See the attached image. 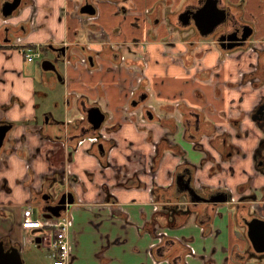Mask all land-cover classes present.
<instances>
[{"label": "crops", "instance_id": "obj_1", "mask_svg": "<svg viewBox=\"0 0 264 264\" xmlns=\"http://www.w3.org/2000/svg\"><path fill=\"white\" fill-rule=\"evenodd\" d=\"M195 1L24 0L7 19L0 11V44L9 45L1 40L7 30L9 36L18 33L23 50L38 48L53 58L49 46L69 48L65 62L58 64L62 81L10 47L0 55V120L13 125L0 151V240L20 250L21 242L32 243L41 229L22 224L42 218L40 207L37 218L27 210L35 215L29 206L47 188L53 195L70 191L75 197L70 209L75 213L72 236L78 241L70 264H264V255L246 254L250 244L243 219L251 212L238 201L255 194L264 218V173L253 158L262 134L251 118L264 101V76L243 81L264 70V0H222L253 30L245 47L226 53L213 39L178 28L176 13ZM86 4L94 6L93 16L80 12ZM88 57L92 63L84 62ZM38 81L51 90L61 87L67 112L62 121L49 113L48 127L38 118L37 98H48ZM142 89L144 105L154 107L152 121L141 107H129ZM82 97L84 105L96 103L108 115L105 126H117L104 134L114 143L105 165L93 141L80 137L83 114L77 101ZM193 113L203 131L197 130ZM42 114L44 119L48 113ZM181 114L188 118L186 127L180 126ZM223 134L239 150L229 158H221L209 143L215 138L220 146ZM163 137L184 156L164 150L152 169ZM196 143L202 150L189 158ZM206 153L213 161L201 164ZM184 161L196 166V187L227 189L233 200L191 207L183 226L166 228L164 204L169 203L154 202L152 189L171 186ZM51 178L55 183L49 185ZM240 185H248L242 195ZM157 212L161 223L153 225V233L146 231L144 224Z\"/></svg>", "mask_w": 264, "mask_h": 264}, {"label": "flooded vegetation", "instance_id": "obj_2", "mask_svg": "<svg viewBox=\"0 0 264 264\" xmlns=\"http://www.w3.org/2000/svg\"><path fill=\"white\" fill-rule=\"evenodd\" d=\"M222 2H223L222 0H219L218 1V6L220 8H222V9H227V13L228 14H227L226 21L224 23H222L221 25L217 26V28L213 31V33L210 34L206 38L213 39L215 41L216 45L223 52L226 53V52H232V51H234L236 49H241V48L245 47L250 39L242 47H235V48L230 49V50L227 49V46H231V44L237 42L235 39L238 38V37H241V35L243 33L244 26L248 25V24H243L241 22L239 16L236 15L234 12H232L230 10V8L227 7V5L226 6L223 5ZM203 3H204V0H196L195 2H188L185 5H183V7L176 13V22H177L178 28L180 30L190 29V30H192L195 33V35L197 37L202 38V37H200L198 31L195 29V27L193 26L192 23H191V25L189 27H186V28L181 27L180 23H179V20H178V15L181 12H183L186 8H189L191 11L194 12L200 6H202ZM5 19H7V18H5ZM4 31L5 32L2 35L1 40L9 42V45L0 44V55L1 54H5L6 55L5 52L7 50V47H10V51L12 53L25 55L27 50H31L33 52H38L39 56L41 57V51L38 48H28V49H25V50L22 49L21 44L19 43L20 37L17 36V34H18L17 32L15 34H12L11 36H9L8 31L7 30H4ZM252 34H253V31H252ZM219 38H225L226 39L225 41L222 42V46H224L223 48L217 42V40ZM228 38H230V41L227 40ZM62 47L66 48V50H65V56H66V52L69 51V48L67 46H62ZM54 48H61V47H54ZM51 51L54 53V57L52 59H49V60H51V61H53L55 63V66H56V68L58 70V64L62 63V62H60L61 57H60L58 52H54L53 50H51ZM39 56L33 58V60L30 61V62H33ZM89 58H91V61H89ZM69 59H71V56H69ZM84 62L85 63L92 62V57H88V59H84ZM72 63H75V62H72ZM39 66H40V69H41V64ZM256 71L257 72H259V71L262 72L263 76H264V70L261 67L258 68ZM43 73L45 74L46 72H43ZM47 73L52 74L56 78L57 81H62V75L60 74L59 70H58V74L61 77L60 80L57 79V75H55L54 73H51V72H47ZM71 99H72V97L68 96V98L66 99V102L67 103H71ZM78 99H80V100L77 101V108L83 114V119H82V121L80 123V125H81V127H80V137L82 139H84L86 137L90 138L93 141V143H94L92 145L96 147L98 155L101 157V163L103 161L106 163L107 151H108L109 148H111V146L114 143H113V140L106 139L104 137V134H108L111 131H114V129L117 126H114L111 129L108 128L107 126H105V122L108 119V115L106 113H104L106 115V120L104 121V123L102 124L101 128L98 131H93L92 128H91L92 125L86 119L85 111L88 108L96 107L98 105L96 103L84 105V103H87V99L84 98V97L78 98ZM146 99H147V94L144 91V89H142V90L138 91L135 95H133L132 98L129 100V107L131 109H134V108L136 109V108L141 107L146 119L149 120L148 114L152 115V119L149 120V121H152L153 119H156L157 117H155V115L153 113V111H154V107L153 106H151V105L145 106L144 105ZM133 104H135V105H133ZM252 113L255 115L256 118L264 120V101H262L258 106H256V108H254ZM193 114H195L197 116L196 113H193ZM193 118H194L193 121H195V123L197 124V126H196L197 130L200 129V131H203L204 129L201 126L200 121H199V126H198V122H197L198 121V116L197 117H193ZM50 119H51V117L49 116V114L48 115L46 114L44 116V119H43V126L44 127H48L51 124L50 123ZM157 120L160 121V118H158ZM1 123H6V124H11L12 125V123L7 122L5 119L0 120V124ZM188 123H189L188 118H186L185 116H183V114H181L180 124L182 126L184 125L186 127L187 125H185V124H188ZM59 125H62V124H57V126H59ZM68 126H72V125L69 124ZM176 126L177 125L174 122L175 130L172 131L170 129L172 134H174L176 132V129H177ZM12 130H13V128H12ZM184 130H185V133H186V128H184ZM212 131L214 132L215 128H212ZM10 132H8V135H7L6 139H5L3 147L6 144V142H8V139H9L8 136H9ZM195 132H197V131H195ZM222 136H224L225 139L223 138V142L220 144V146H218V144L216 143V139L215 138L209 139V143H210V146H212L220 154L221 158H226V157L229 158L234 152H238L239 150L235 146H233L232 144H228L227 139H226V138H228L227 134H223ZM162 139H164L167 142L168 145H171L166 138L163 137ZM162 139H160V140H162ZM194 141L197 142L198 139L195 138ZM171 146H177V145H171ZM196 146H198V148H196ZM177 147L181 151V153H179L177 155L184 156L183 150L179 146H177ZM2 148H1V150H2ZM194 148L196 150H202L201 145H199L197 143L194 144ZM169 151H171V150H169ZM156 152H157V146H156ZM173 153H175V152H173ZM155 155H156V153H155ZM253 158H254V161H255V165L264 173V136L263 135H262V139L259 141L257 147L254 150ZM206 161H213V157L211 155H209V153H206L205 158L202 159L200 163L203 164ZM104 162L102 163V165H105ZM195 173H196V166H194L193 164H191L189 162H185L184 161L180 165L177 166V168L175 170V174H174L173 180H172V183H171V186H169L168 188H159V187H154L153 188V189L157 190L156 191V197H154L153 192H152V197H153L154 202H156V203H160V202L161 203H169V204H164L165 205L164 208L167 209V212L165 213V216H164L165 219H166L165 220V227L166 228H178V227L183 226V224L186 223V220H187V218L189 216L188 213H191L193 211V208H191L189 205H187L184 202L183 196L186 195V192L179 190V188L176 185V180L177 179H179L181 177H184L185 180L189 183V185L191 187H193L196 190L197 193L202 194L205 197H209V196H211V195H213L215 193H218V192H225V193L231 194V192L228 191L227 189L219 188V189H216V190L215 189L212 190L208 186L196 187L195 179H194ZM47 181H48L49 185H52V184L55 183L53 178L48 179ZM56 182H57V180H56ZM246 187H248V185H246V186L240 185V186H238L237 191L242 195V193H243V191L245 190ZM104 188H106V187H104ZM153 189H152V191H153ZM261 191H263V190L261 189ZM68 192H70V191H68ZM64 193H67V192H61V193H57L56 195H53V194L50 193V191H48L47 188L41 189L39 191V195H37L35 197V203L38 204V206L40 207V210L43 213V215L47 216L49 214L48 211L49 212L50 211H54V207L57 206L61 194H64ZM254 196H255V194L247 195L246 201L243 202V204H245L247 207L250 208V211L247 209L249 211V213L251 212L249 218L248 219L246 218V219H247V221H250L253 217H259V218H262L264 220V218L262 216H260V214H259V210L258 209H259L260 206L256 205V202L252 201V198H254ZM242 197H246V196L242 195V196L239 197V199L242 198ZM156 198L158 199V201L155 200ZM110 199H114V198L110 195ZM232 199H233V196H232ZM183 203H185L186 205L183 204ZM44 209H46L48 211H44ZM167 213H168L169 217H168ZM243 224H244V227H245V230H246V236H247V227H246L244 221H243ZM38 236H39V234H36L35 238L38 237ZM247 239H248V237H247ZM248 241H249V239H248ZM32 243L35 244L33 240H32ZM249 244H250V248L247 250L246 254L251 255V256H263L264 255V253H261V254L260 253H255L253 248H252V245H251L250 241H249ZM36 245H40V244H36Z\"/></svg>", "mask_w": 264, "mask_h": 264}, {"label": "water", "instance_id": "obj_3", "mask_svg": "<svg viewBox=\"0 0 264 264\" xmlns=\"http://www.w3.org/2000/svg\"><path fill=\"white\" fill-rule=\"evenodd\" d=\"M218 1L219 0H204L202 6H200L194 12L189 8H186L178 15L180 26L186 28L189 27L192 23L195 29L198 31L200 37H208L213 33L217 26L224 23L227 18V9L220 8L218 6ZM22 2L23 0L4 1L0 9L2 16L4 18L12 16V14L20 8ZM80 12L88 16H93L95 14V8L92 4H86L81 8ZM252 31L253 30L251 26L245 25L241 37L236 38L235 40L237 42L231 44V46H227V49L230 50L235 47L244 46V44L251 38ZM225 40V38H219L217 42L222 46V42ZM227 40L230 41V38H228ZM223 47L224 46H222V48ZM49 49L53 50L54 52H58L61 57L60 62H65V47L54 48L52 46H49ZM89 61H91V58H89ZM41 70L43 72L54 73L55 75H57L58 80L61 79L55 63L51 60H43L41 62ZM85 115L87 121L92 125L91 128L93 131H98L106 120V115L98 106L88 108L85 111ZM148 117L149 120L152 119V115L148 114ZM251 118L256 123L258 130L264 136V120L256 118L253 113L251 114ZM12 128L13 125L11 124H0V151L3 147L8 132H10ZM176 185L179 190L186 192V195L183 196L184 202L190 207H197L201 204H225L231 203L233 200L232 194L225 192H218L209 197H205L202 194L197 193L196 190L189 185L184 177L177 179ZM246 199L247 196L240 198L238 201L245 202ZM74 200L75 198L72 192L61 194L57 206L54 207V211L49 212L48 210L44 209V211H48L49 214L47 216L43 215L42 218L51 219L59 217L61 211H64L67 207H70L74 204ZM252 201H256V196L252 198ZM244 208L250 211L249 207L244 206ZM192 213L193 211L191 213H188V215L190 216ZM243 221L247 227V237L252 245L254 252L260 254L264 253V220L259 217H253L250 221H247L246 218H244ZM33 241L35 244H39L41 242L39 236L34 238ZM0 264H23L20 258V249L16 246L9 245L7 242H5V240H0Z\"/></svg>", "mask_w": 264, "mask_h": 264}, {"label": "rangeland", "instance_id": "obj_4", "mask_svg": "<svg viewBox=\"0 0 264 264\" xmlns=\"http://www.w3.org/2000/svg\"><path fill=\"white\" fill-rule=\"evenodd\" d=\"M47 58H52L51 53L41 52V57L39 56L38 58H36L34 60V62L40 65L41 62L43 60H46ZM38 80H40V78H38ZM37 88L39 89V91L48 93L47 99H44L42 96L37 98V101L40 104V110L38 111V118L42 121L43 120L42 112H45L48 114L49 113L52 114L54 119H57L60 121L65 119V117H66L65 115L67 114V112H66V108L63 104V101L60 98L61 97V91H60L61 87L59 85H57L56 89L51 90L50 88H46L45 86L42 85L41 82H39V83H37ZM178 119H180V116H178ZM180 126L182 127L181 124H180ZM190 150L191 151H189L188 157L194 158V152H198V150L192 149V147H190ZM29 207L32 208L33 212H35V215H33L32 212H30V209H28L27 212L29 213V216H31V218H37L38 217V215H37L38 207H39L38 204L31 203V206H29ZM71 214H72V220H71V230L70 231H71V237H72V243H73L76 240L78 241V239H75L72 236V227H73V223L75 221L74 211H71ZM40 231H41L39 233L40 235L52 233V229H47V228H44ZM31 235H34V234H31ZM155 237H157V235H155ZM20 245H21L20 246L21 247L20 258H21L23 264H52L53 249L51 247L41 245V244L36 245V244L31 243V242L27 243L25 241L21 242Z\"/></svg>", "mask_w": 264, "mask_h": 264}, {"label": "built area", "instance_id": "obj_5", "mask_svg": "<svg viewBox=\"0 0 264 264\" xmlns=\"http://www.w3.org/2000/svg\"><path fill=\"white\" fill-rule=\"evenodd\" d=\"M37 56H39V53L31 50H27L25 53V59L29 62ZM71 220V210L70 207H67L57 218L42 220L28 219L26 222H23L22 227L40 228L41 230L44 228L52 229L51 234H39L40 244L53 249L52 264H70L73 245L70 231Z\"/></svg>", "mask_w": 264, "mask_h": 264}, {"label": "trees", "instance_id": "obj_6", "mask_svg": "<svg viewBox=\"0 0 264 264\" xmlns=\"http://www.w3.org/2000/svg\"><path fill=\"white\" fill-rule=\"evenodd\" d=\"M256 77H260V79H262L263 78V73L260 72V71L259 72L256 71V72L247 74V75L244 76L243 81H248V80L254 79ZM162 124H164V123H162ZM170 129L172 131L175 130L174 121H172V125L170 126ZM196 148H198V146H196ZM164 150H171V151L175 152L176 154L181 153L180 149L177 146L168 145L167 142L164 139L160 140V142L157 144V152H156V155L153 158L154 166H153L152 169H154L155 166L157 165V162L160 159V157H161V155H162V153H163ZM104 164H106V163L104 162ZM156 191H157L156 189H153V191H152L154 197H156ZM155 200L158 201L157 198ZM159 217H160V214L155 213L152 216V218H151V222L150 223L146 222L144 224V229L146 231H150V232L152 231V233H153V231H154V226L153 225H157L158 223H161L160 221L162 220V218L161 217L159 218ZM164 226H165V224H164ZM206 264H209V262L206 263Z\"/></svg>", "mask_w": 264, "mask_h": 264}]
</instances>
